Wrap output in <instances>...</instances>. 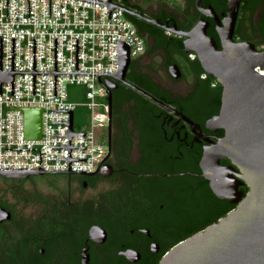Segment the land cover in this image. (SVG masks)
Segmentation results:
<instances>
[{"label":"flooded vegetation","instance_id":"af4514ba","mask_svg":"<svg viewBox=\"0 0 264 264\" xmlns=\"http://www.w3.org/2000/svg\"><path fill=\"white\" fill-rule=\"evenodd\" d=\"M195 1L153 0L142 9L146 16L189 30L192 26H183L188 15L177 8L193 3L221 48L216 19L203 15ZM201 3L214 9L223 27L234 12L229 0ZM263 13L264 0H240L235 41L255 43L250 17L259 20ZM161 31L178 35L153 24L145 36ZM155 43L150 37L141 58L131 60L125 82L109 78L115 86L109 153L97 170L0 175V264H157L190 236L187 232L205 228L237 208L239 201L213 191L201 167L205 148L225 133L211 122L220 110L222 85L216 80L210 88L207 80L180 67L182 75L174 79L168 68L176 63L169 62L162 49H153ZM220 163L231 165L228 159ZM238 181L234 199L249 189Z\"/></svg>","mask_w":264,"mask_h":264},{"label":"built area","instance_id":"2783aa9c","mask_svg":"<svg viewBox=\"0 0 264 264\" xmlns=\"http://www.w3.org/2000/svg\"><path fill=\"white\" fill-rule=\"evenodd\" d=\"M107 1V0H100ZM112 3L123 5L119 0ZM107 4L88 0H0V37H2V70L12 68V37H14V70H33V43L35 46V69L54 70V41L57 38V70L76 69V38H78V69L88 72L117 71V39L129 43L131 59L142 56L146 49L143 34L119 7L111 10ZM264 49V43L257 45ZM194 59L195 52H189ZM254 70L264 75V68L257 65ZM110 74H100L104 80ZM203 74L202 77H205ZM83 89L86 100L76 102L69 98V87ZM105 100V101H104ZM84 107L75 121V109ZM41 111V135L29 137L26 133V110ZM73 113V132H86V135H73L71 148L72 170L93 172L98 163L108 153L109 104L106 88L98 80L97 74L56 75V95H54V74H35V94H33V74H14V95H11V82L1 83L0 94V168L37 169L40 163L43 170H67L69 163L68 111ZM83 117V118H82ZM26 148V149H6ZM40 151H39V150ZM106 160L103 159L99 166ZM98 166V168H99ZM47 173H54L45 171ZM65 173V172H55ZM80 173V172H73Z\"/></svg>","mask_w":264,"mask_h":264},{"label":"water","instance_id":"95a60500","mask_svg":"<svg viewBox=\"0 0 264 264\" xmlns=\"http://www.w3.org/2000/svg\"><path fill=\"white\" fill-rule=\"evenodd\" d=\"M88 1L107 4L109 7L108 18L111 17V10L119 7L129 15H134L162 26L179 36H185L183 40L184 52H195L205 73L213 75L222 85L220 110L218 114L211 118V122L217 127L223 128L225 133L219 138L218 142L205 148L201 159V167L206 177L211 180L213 191L219 197H227L233 201H239L238 206L217 221L175 244L157 264H264V75L254 70L257 65L264 68V49L258 50L252 41L237 42L233 38L235 11L240 0H229V5L234 8V12L230 14L228 21L225 22V27L222 26V22L211 6L204 7L201 0L195 1V7L203 15L216 19L221 48L215 38L207 33L209 22L204 18H200L189 30H184L179 29L177 23L172 25L164 24L129 6L112 3V0ZM50 8L51 0H49V17ZM35 40L34 38L32 71L14 70V37H12V68L9 71H3L2 37H0V94L1 83L10 81L11 95H14L15 73L33 74V94H35L36 73L54 74V95H56V75L58 73L97 74L98 80L106 88L110 129L112 114L111 89L115 86L109 78L114 77L125 82V76L132 60L129 53V43L117 39L116 72H88L79 71L78 69V38H76V69L74 71H58L57 38L55 37L54 70L37 71L35 69ZM168 71L174 79L182 75L181 69L177 64L170 65ZM100 74L110 75L103 80ZM129 85L148 98L157 101L153 95L137 85L132 83H129ZM53 111L69 112L68 121H52V123H67L69 132L66 134H51L69 137L68 145L51 146L68 148L69 156L67 158L51 159H67L69 168L67 170H43L40 167L41 151L38 149L40 151L39 168H0V175L6 177H27L31 174L47 173L45 171L54 173H92L71 169L72 160H86V158L71 157V148H86V146H72L71 137L73 135H86V132H73V113L71 109H53ZM26 133L29 137H39L41 135V111L39 109L26 110ZM221 159L230 160L231 165L222 166L220 163ZM236 179L246 183L249 189L246 193L240 192L238 198L234 199L232 194L237 190Z\"/></svg>","mask_w":264,"mask_h":264},{"label":"trees","instance_id":"16d2710c","mask_svg":"<svg viewBox=\"0 0 264 264\" xmlns=\"http://www.w3.org/2000/svg\"><path fill=\"white\" fill-rule=\"evenodd\" d=\"M120 3L127 5L139 12H143L142 7L140 4H138L137 0H119ZM178 12L179 13H186L188 15V22L187 25L183 23L184 27H190L193 26L200 18L201 15L199 12L194 8L193 3L189 5L186 9H182L181 7L178 6ZM193 9V11H192ZM127 17L137 26L138 30L143 34L145 38V42L151 38L156 39V43L153 44V49L160 48L164 51V55L169 57V62H175L184 72L187 73H194L197 79L201 80H207L208 85L211 88V84L216 81V78L213 75L205 73L204 69L202 68L199 60L197 59V56L192 59L189 57V52L186 53L183 50V37L178 36L175 34H168L165 31H161L160 34L157 36H153L150 34V36L146 37L145 34L149 33V30L153 26L151 22H148L140 17L134 16V15H129L127 14ZM250 26L252 30L255 32L253 35V38L256 39L254 40L257 45L260 43H264V13L262 17H259V20H255V15L252 14L250 17ZM209 34V32H208ZM151 49V50H153ZM140 57L134 58V59H139ZM203 74H206L205 77H202ZM221 87V86H219ZM81 87L72 85L69 87V98L73 100L71 92H75L80 90ZM135 94H138L137 92L134 91ZM169 93V92H166ZM75 101V100H73ZM217 105L219 104V99L217 100ZM84 107L78 106L75 109V121H76V126H77V117H80V113L84 111ZM207 223L206 225H208ZM205 225V226H206ZM204 226V227H205ZM202 227L194 230H190L187 232V236L197 232L198 230L202 229Z\"/></svg>","mask_w":264,"mask_h":264},{"label":"rangeland","instance_id":"374dc122","mask_svg":"<svg viewBox=\"0 0 264 264\" xmlns=\"http://www.w3.org/2000/svg\"><path fill=\"white\" fill-rule=\"evenodd\" d=\"M137 2L143 8H146V7H148L154 3L153 0H137ZM166 79H167V81H170L168 76H166ZM178 85L184 86V82H180ZM71 94H72L73 100H75L76 102H83L86 100V96H85V93H84L82 88H80V90H78V91L71 92Z\"/></svg>","mask_w":264,"mask_h":264}]
</instances>
